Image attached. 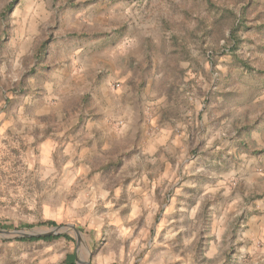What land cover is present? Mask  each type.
I'll return each mask as SVG.
<instances>
[{"label":"rangeland","instance_id":"rangeland-1","mask_svg":"<svg viewBox=\"0 0 264 264\" xmlns=\"http://www.w3.org/2000/svg\"><path fill=\"white\" fill-rule=\"evenodd\" d=\"M90 3L115 61L68 80ZM0 225V264H264V0H0Z\"/></svg>","mask_w":264,"mask_h":264},{"label":"crops","instance_id":"crops-1","mask_svg":"<svg viewBox=\"0 0 264 264\" xmlns=\"http://www.w3.org/2000/svg\"><path fill=\"white\" fill-rule=\"evenodd\" d=\"M105 10V6L90 3L87 9H79L77 14L68 15L61 23L51 51L57 57V63H61L62 74L68 80L84 79V75H76L78 69L113 66L115 60L108 55L113 52L111 38L114 32L104 27L107 20L101 14Z\"/></svg>","mask_w":264,"mask_h":264},{"label":"trees","instance_id":"trees-1","mask_svg":"<svg viewBox=\"0 0 264 264\" xmlns=\"http://www.w3.org/2000/svg\"><path fill=\"white\" fill-rule=\"evenodd\" d=\"M14 4L15 2L11 3L9 6H7L5 8V10L1 13V19H6L7 16L13 12L14 9ZM234 39V36H233ZM46 47V42H42L40 44V47L38 48L37 52L38 54L42 51L43 47ZM57 224L53 221H49V222H45L43 223L41 226H46V227H54ZM27 227H31V226H27ZM0 228L2 229H11L10 226H6V225H0ZM60 238H65L70 240V238L68 236L65 235H58V236H43L41 238H33V240H53V239H60ZM65 264H76V255L72 254V255H68L65 261Z\"/></svg>","mask_w":264,"mask_h":264},{"label":"water","instance_id":"water-1","mask_svg":"<svg viewBox=\"0 0 264 264\" xmlns=\"http://www.w3.org/2000/svg\"><path fill=\"white\" fill-rule=\"evenodd\" d=\"M58 229L56 230H53L51 232H46V233H43V234H40V235H37V236H52L54 234H56ZM0 233H8V234H19L21 236H34L33 234H27V233H24V232H19V231H7V230H0Z\"/></svg>","mask_w":264,"mask_h":264}]
</instances>
